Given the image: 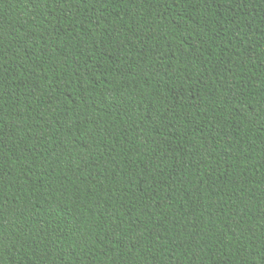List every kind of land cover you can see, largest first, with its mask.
Wrapping results in <instances>:
<instances>
[{
    "label": "trees",
    "instance_id": "1",
    "mask_svg": "<svg viewBox=\"0 0 264 264\" xmlns=\"http://www.w3.org/2000/svg\"><path fill=\"white\" fill-rule=\"evenodd\" d=\"M0 264H264V0H0Z\"/></svg>",
    "mask_w": 264,
    "mask_h": 264
}]
</instances>
